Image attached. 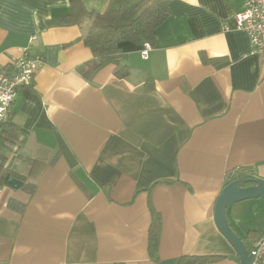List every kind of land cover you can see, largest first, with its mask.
Returning <instances> with one entry per match:
<instances>
[{
    "label": "crops",
    "instance_id": "crops-1",
    "mask_svg": "<svg viewBox=\"0 0 264 264\" xmlns=\"http://www.w3.org/2000/svg\"><path fill=\"white\" fill-rule=\"evenodd\" d=\"M110 1L83 3L101 12ZM244 4L171 0L147 59L143 44H121L130 78L113 60L87 78L82 30L59 23L69 0H0V68L12 71L25 48L43 57L12 106L22 147L10 159L24 184L0 187V264H240L215 205L228 181L264 178V55L237 28ZM228 219L252 248L264 199L229 206Z\"/></svg>",
    "mask_w": 264,
    "mask_h": 264
},
{
    "label": "trees",
    "instance_id": "trees-1",
    "mask_svg": "<svg viewBox=\"0 0 264 264\" xmlns=\"http://www.w3.org/2000/svg\"><path fill=\"white\" fill-rule=\"evenodd\" d=\"M69 1L71 12L63 16L59 23L78 25L82 30L85 44L93 53V58L80 65L78 70L89 78L113 60L116 63L115 75L130 78L135 68L128 62L121 44L131 41L139 44L150 42L155 45L157 29L169 16L171 0H111L108 7L101 12L87 10L83 0ZM202 56L204 59L206 58L205 55ZM211 61L219 65L227 64L220 58L211 59ZM12 114H14L13 107L7 119L0 121V146L2 147L0 151V187L7 185L11 177L19 179L14 172L17 156L14 155L10 159V156L19 152L22 147V144L19 145L21 139L19 123L15 121ZM31 161L33 166H39L41 163L36 159ZM39 177V174L32 173L31 181H26L24 187L30 194L35 192ZM247 237L256 242L262 236L257 235L255 231H249ZM159 240L160 228L154 212L153 227L150 231V250L154 256L159 248ZM248 249L250 250L251 246L248 245ZM221 258L222 256H184L178 260L177 264H205Z\"/></svg>",
    "mask_w": 264,
    "mask_h": 264
},
{
    "label": "built area",
    "instance_id": "built-area-1",
    "mask_svg": "<svg viewBox=\"0 0 264 264\" xmlns=\"http://www.w3.org/2000/svg\"><path fill=\"white\" fill-rule=\"evenodd\" d=\"M235 20L237 28L250 39V52L264 55V0H245L243 10L235 13ZM152 48L150 42L144 43L142 57L147 59ZM22 53L12 61V71L0 68V121L7 119L19 90L31 84L43 64L41 55L31 56L27 48ZM250 253L254 255L252 264H264V236L255 242Z\"/></svg>",
    "mask_w": 264,
    "mask_h": 264
},
{
    "label": "water",
    "instance_id": "water-1",
    "mask_svg": "<svg viewBox=\"0 0 264 264\" xmlns=\"http://www.w3.org/2000/svg\"><path fill=\"white\" fill-rule=\"evenodd\" d=\"M24 182L10 178L7 185L20 188ZM264 199V178H236L229 182L218 196L215 205L216 223L240 257V264H252L254 255L244 243L242 237L234 230L228 219L229 206L250 199Z\"/></svg>",
    "mask_w": 264,
    "mask_h": 264
}]
</instances>
